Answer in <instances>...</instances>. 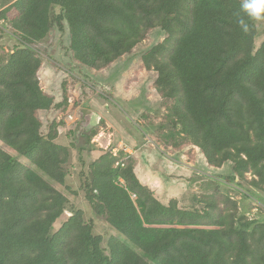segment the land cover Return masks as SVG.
Listing matches in <instances>:
<instances>
[{
  "label": "trees",
  "instance_id": "obj_1",
  "mask_svg": "<svg viewBox=\"0 0 264 264\" xmlns=\"http://www.w3.org/2000/svg\"><path fill=\"white\" fill-rule=\"evenodd\" d=\"M240 4L0 0V24L18 42L0 65V264H264V224L239 215L230 197L206 195L192 211L175 199L164 205L121 152L103 151L79 174L92 222L109 231L103 247L72 206L69 150L55 143L54 122L43 133L38 117L61 106L41 88L33 48L54 28L67 32L71 59L94 72L161 31L140 61L166 104L165 145L195 149L211 168L230 163L229 180L264 194V40L255 48L253 21L240 30Z\"/></svg>",
  "mask_w": 264,
  "mask_h": 264
},
{
  "label": "rangeland",
  "instance_id": "obj_2",
  "mask_svg": "<svg viewBox=\"0 0 264 264\" xmlns=\"http://www.w3.org/2000/svg\"><path fill=\"white\" fill-rule=\"evenodd\" d=\"M253 23L257 48L264 40V22ZM1 29L0 65L18 44L6 26L0 24ZM163 37L161 31L152 32L132 54L100 72L77 65L71 59L66 31L61 33L54 28L33 47L42 60L38 73L41 88L56 103H61L57 109L38 113L42 131L45 133L54 122L55 143L68 148L67 183L79 193L72 206L83 211L84 221L92 223L93 233L103 239V247L109 231L100 222H92L91 209L79 190V174L86 173L103 151L130 155L137 178L164 205L175 199L178 207L192 211L200 209L196 201L206 195L217 200L230 197L239 215L264 224V194L245 181L239 185L237 179L229 180L230 163L211 168L195 149L172 150L165 145L166 104L154 90V74L146 71L140 61L141 55ZM68 215L64 213L54 222L51 233L61 227Z\"/></svg>",
  "mask_w": 264,
  "mask_h": 264
},
{
  "label": "clouds",
  "instance_id": "obj_3",
  "mask_svg": "<svg viewBox=\"0 0 264 264\" xmlns=\"http://www.w3.org/2000/svg\"><path fill=\"white\" fill-rule=\"evenodd\" d=\"M248 21L264 22V0H241L240 12L236 14V23L244 34L250 30Z\"/></svg>",
  "mask_w": 264,
  "mask_h": 264
},
{
  "label": "water",
  "instance_id": "obj_4",
  "mask_svg": "<svg viewBox=\"0 0 264 264\" xmlns=\"http://www.w3.org/2000/svg\"><path fill=\"white\" fill-rule=\"evenodd\" d=\"M95 116V122H96V120H97V115H94ZM95 122L93 121V124H95Z\"/></svg>",
  "mask_w": 264,
  "mask_h": 264
}]
</instances>
